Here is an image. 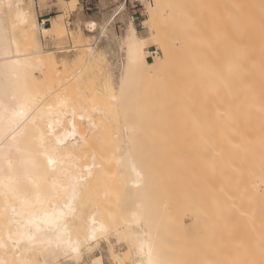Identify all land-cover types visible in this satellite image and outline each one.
I'll list each match as a JSON object with an SVG mask.
<instances>
[{
	"label": "bare ground",
	"instance_id": "bare-ground-1",
	"mask_svg": "<svg viewBox=\"0 0 264 264\" xmlns=\"http://www.w3.org/2000/svg\"><path fill=\"white\" fill-rule=\"evenodd\" d=\"M163 1L154 0L153 3H145L147 17L144 23L146 25L154 24V18L161 10ZM33 2L34 0H0V264H84L86 256L94 261L97 255L94 257L92 253L94 250L96 251V248H99L96 246L101 243L102 239L93 241L89 238L93 220L96 222V228L103 225L108 230L107 241L111 237L110 233L113 229H116V234L112 233V235L120 236V240L124 236L123 239L128 240V251L126 250L127 255L124 256L115 250L116 242L111 239L110 243L108 241L110 244L108 249L116 256L119 264H124L123 260L127 261V258L132 259V264H141V261L147 260V256L139 252L141 241H146L151 245L153 258L158 261V264H172L167 261L169 251L158 228L159 221L155 212L158 211L155 210L158 208V204L152 202V199L157 202L153 194L154 189L159 188H154L155 183L150 182L155 178H151L150 173L156 175L155 180L157 177L160 178L161 173L162 176L166 173L158 171L159 174H156L157 172L154 171L157 170L156 166H149L148 162L146 164L149 167L143 164L142 161L145 163L146 157L140 159L142 154L140 152L137 154L138 150L128 147L126 151L115 152L112 155L113 163L117 165V173L113 169L114 174L118 175L115 174V182L117 179L119 181L116 182L119 187L115 183L117 186L115 190L117 188L118 195L123 191L121 194L123 196L120 197L123 198V202L120 199L122 205L119 202L121 208L120 206L118 208L123 213H127L121 212L123 215L117 217L114 215L115 221H118V227L113 223L114 221H111L113 217L108 216L113 215L112 213L108 212L105 218L109 217L108 220L114 226H110L109 221L103 217L104 214L100 208L104 204L99 208L91 201L93 200L91 199L92 192L98 190L97 186L94 188L97 185L96 181L98 178L100 179L99 175L102 174L107 164L104 161V163L101 162L97 151L91 150L90 153H85L84 148L86 149L89 140L86 138L87 134L84 129L88 131L93 128L94 130V127L97 126L95 116H99L104 111L100 107H94L92 110L89 108V112L82 103L77 104L81 100L76 103L77 99L71 101L72 99L68 98V101L62 94L58 96L60 107L58 103L56 110L50 114L45 99L48 98L47 92L52 83L50 81L45 83V80L44 83L39 82L35 72L43 73L47 67L58 68L61 61L52 55L55 53L52 50L42 48L38 51L26 52L21 48L19 41L21 36L32 43L36 39L37 32H42L44 35L51 31L57 32L61 35L60 41L69 34L75 41L77 38L79 41H83L81 40L83 34L80 29L77 32L71 30L72 28L68 31L63 11H61L64 14L62 18H51L52 24L48 26L40 24L35 13L32 14L30 9ZM66 2V0H60V8ZM126 9L127 3L123 0L113 12L104 14L101 21L89 20L87 28L95 32L99 26H102L101 30L104 32L106 27L115 21L116 14L120 18L125 17ZM255 9H257L255 12L252 11L255 13H253L254 15L251 14V11L248 10L250 13L246 11L248 13L242 20L243 31L241 30V36L237 41L239 43L233 42L235 38L231 40L232 42L229 40L230 43L227 47L225 45V51H223L222 63L215 65L213 83L219 86V90H215L216 100L210 108L214 111V115H208L206 121H202L201 117L197 116L195 126L200 130L206 129L205 132L208 133L205 140L208 145L204 142L206 144L204 145L206 150L204 154L207 156L206 161L213 172V176L208 175V181L211 182L210 179H213L211 182L213 188L211 187L212 191L209 192L214 196L211 195V197L209 194L213 199H211L212 207L218 208L217 210L223 208L228 216L227 223L231 226L241 224L240 221L243 218L246 221L247 214L245 213L254 210L256 215L250 212L253 216L250 213L248 216H252V218L247 216L249 220L252 219L248 224L251 225V229L248 225L247 227L254 232L258 228L261 233L257 230V234L256 232L255 234L257 236L259 234L260 240L264 243V0H257ZM125 18L127 19H125L126 25L119 42L125 51V57L121 66V75L118 81L120 89L117 94L120 98L118 100L122 104L125 102L124 98L121 99L122 96H126L124 100L129 96L132 98L134 93L131 90L132 83L135 85L136 79L144 81L145 78L141 79V77L142 75L146 76V73H148L149 79L152 77L154 79L155 76L162 73L165 63L170 62L168 54L171 47L170 43L165 42L164 36L162 37V34L153 27V33L149 37L150 43L158 45L162 55L154 56L153 61H149L147 55L150 54V51L145 46L148 38L139 34L132 16L128 15ZM189 20L187 19V21ZM239 26L241 25L239 24ZM18 29L21 31V35H12V32ZM72 46L74 47V45ZM68 49L59 51L62 59H65L64 61L70 56ZM33 55L36 56L31 57ZM187 69L189 70L188 67ZM187 69L186 72L181 70L183 73H187ZM196 69L197 79H200L203 74L202 66L197 65ZM138 71L141 72V75ZM80 72L81 70H78L74 76H78ZM135 73L138 74V77ZM132 79L133 81H131ZM32 80L38 84L36 90L31 86ZM129 88L130 90H128ZM127 100L126 104L131 101L130 98ZM122 106L124 108L125 105H120V107ZM58 107L62 112L59 113ZM130 109L133 108L130 107ZM125 115H123L124 118ZM82 116L84 119H81ZM44 119L56 127L47 134L41 129ZM124 122L126 123V121ZM128 122L124 125V132L130 143L134 138L131 136L137 131V127L132 121ZM84 124L89 129L85 128ZM73 125L75 127L74 135L71 134ZM208 136L211 137L208 139L209 142L207 141ZM58 140H62L63 143L57 144ZM134 140L135 143L138 142L136 138ZM135 143L132 142L130 147L133 144L135 148L137 145ZM83 146L85 147L83 148ZM201 149V153H203L205 150L203 151L204 148L200 147ZM201 155L203 156V154ZM196 156L195 158H197ZM49 158L55 161L54 169L48 163ZM183 158L186 159L185 156ZM192 158L190 157V161L195 163L197 160L195 158L192 160ZM187 161L189 160L183 161L186 165L181 162L182 166L178 164L177 167L176 164L177 174H179V170L181 174L183 165L187 169ZM190 161L189 163L192 164ZM190 164L188 165L190 166ZM153 167L154 170H152ZM105 170L107 171V169ZM208 171L210 173V170ZM170 172L169 177L166 175L167 178H175L173 172L172 175ZM186 174L181 178L182 182H184ZM70 175L82 178L77 180V197L71 204L65 198ZM191 175L193 176V173ZM189 177L191 176L189 175ZM159 178L158 180H160ZM188 181L190 182L189 179ZM155 182L158 185L157 181ZM97 183L99 184V180ZM155 192L158 195L159 190ZM105 196L103 190L102 197ZM189 196L191 197V194ZM192 206L193 204H188L189 208H194L193 211H199V206ZM13 208L16 209V215L12 213ZM53 208H58L64 213L60 227L62 230L66 229L67 235L62 238L80 242L81 254L79 257L66 245L58 244L57 233L48 228L42 220L40 227L43 230L40 232L36 231L34 224H26L28 220L42 217L44 212H50ZM238 215L240 221L236 220ZM234 216H236L235 220L232 219ZM228 218H231L234 225L231 223L232 221L229 223L230 219L228 220ZM253 219L256 220L255 228L252 227V225L254 226ZM242 224L243 226H241L245 229V222L243 221ZM25 229L29 235L35 236V240L14 243L19 238V233ZM248 234L254 236L253 233ZM9 235L12 236V240H9ZM257 238L259 239V236ZM233 239L230 241L232 242ZM88 248H91L90 252ZM240 252H244V250H240Z\"/></svg>",
	"mask_w": 264,
	"mask_h": 264
},
{
	"label": "rangeland",
	"instance_id": "rangeland-1",
	"mask_svg": "<svg viewBox=\"0 0 264 264\" xmlns=\"http://www.w3.org/2000/svg\"><path fill=\"white\" fill-rule=\"evenodd\" d=\"M66 1L60 8V0H34L30 9L32 14L35 13L36 19L40 24H42V18H50L46 23L47 26L52 24V17L62 18L64 12L68 31L71 28L75 32L80 29L83 34L81 39L83 41H79V38L75 41L70 34L60 41L61 35L52 31L48 32L47 35L37 32L36 39L32 43L21 38L19 29L12 32V35L17 34L20 36V46L24 51L34 52L42 48L52 50L55 52L52 55L61 61L58 68L50 69L47 67L43 70V73L41 72L42 74L35 72L39 82L42 81L44 83L45 80V83L47 81L52 83H50V89L47 92L48 98L45 99V104L50 114L56 110L58 103L60 107L58 96L62 94L66 96L63 97L67 98V100L68 98H71V101L77 99L76 103L81 100L77 104L82 103L89 112L94 107L103 109L104 112L102 114L95 116L97 126L94 127V130L92 128L93 132L84 124L85 128H88V131L92 133L84 129L89 143L86 141L88 143L86 144V149L83 146L85 153L95 150L99 154L101 162L104 161L107 164L104 167L105 172L103 171L99 175V184L97 180V185L94 186V188L98 187V190L96 192L92 190L93 197L91 194V199H93L91 201L96 206L100 208L104 204L105 207L100 208L102 214H104L103 217L105 218L108 212L112 213L113 215L108 216L110 218L113 217L111 221L117 224L118 221H115V217L127 214L118 208L123 202V198H120L123 196L121 195L123 191L118 195L117 188L115 190L119 181L117 179V183L115 182L117 165L113 163L112 155L115 152H124L129 147L132 150H138L137 154H142L140 159L146 157L145 163L141 160L143 164L148 162L149 166H156L157 170H154V167L152 169L157 172L156 174L161 173V171L166 173L165 175L163 174L164 176L161 173L159 175L160 178L157 177V180H155L156 175L154 174V176L153 173L148 172L152 176L151 178L155 177L150 182L155 183V186L157 185L155 181L158 183L156 187L154 186V188H159L156 189L159 190L157 192L158 195L155 194V189L153 194L157 202H154L153 199L152 202L156 203V205L158 204V208L155 209L158 211L155 212L159 221V231L169 251L167 257L169 263L264 264V243L260 240L261 236L258 234V239L256 235V231L258 230L259 232L260 230L256 226L255 234L254 231L250 230L251 225H248L252 221V216L256 215L255 211L252 209L253 213V211L248 209L252 212L253 215L248 212L252 216H248V213H245L248 217H251L250 220L246 216V221L245 218L240 221L239 215L238 218L236 217L237 215L232 218L235 220L236 217V220L240 221L241 224L235 223L236 225H234L231 218H228V220L230 219L229 223L232 221L231 223L234 225L231 226V224L227 223L228 216L224 209L217 210L218 208L212 207L213 203L211 201L213 199L210 196H213V194L209 192L212 191L211 187L213 188L211 184L213 179H210L211 182L208 181V175L213 176V172L207 163L208 161H206L207 156L204 154L206 152L204 145L207 144L205 140L208 133L206 134V129L200 130L195 126L197 116H200L202 121H206L208 115H214V111L210 108L216 100L214 92L219 90V86L213 83L215 65L222 63L225 45L227 47L228 43L232 42L231 40L234 38V43L239 40V36H241L243 31V28H241L243 27L242 20L249 11L253 14L257 10L255 9L257 0H164V4L155 16L152 26L144 23L147 17L145 6L141 10L142 17L136 19L134 24L139 34L148 38L145 46L150 51V54L147 55V59L153 61L154 56L162 55L160 47L150 43L149 37L153 33L152 28L155 27L157 32L162 34V37L164 36L165 42L171 44L168 54L170 62L165 63L162 73L155 76L154 79H152L153 77L149 79L148 73H146V76L142 75L141 79L144 77V81L136 79L135 85L137 87L132 83L131 89L136 97L129 91L132 94V98L129 96L131 101L128 104L125 102L129 98L124 100L126 96H122L121 99L124 98L123 101H125L122 104L117 96L119 93L118 89H120L118 88V81L121 75V66L125 57V51L121 48L119 42L126 25L127 19L125 17L128 15L132 16V8L127 4L125 17L120 18L116 14L115 21L108 25L104 32L101 30L102 26L92 32L87 28V22L89 20L101 21L104 14L113 12L123 0H78L75 12H72L75 4L69 3L68 0ZM153 2L154 0L149 3ZM255 4L256 6H254ZM246 11L248 12L246 13ZM252 11L254 12L252 13ZM47 13L49 15L46 16L45 14ZM187 19L190 20L187 21ZM229 40L230 42H228ZM89 44H91V47ZM62 49L70 51V56L66 61L62 59L59 52ZM197 65L202 66L203 69L200 79H197ZM184 66L186 69L187 67L189 68L187 73L182 72L185 69ZM78 70H81V72L78 76H74ZM185 70L184 72H186ZM138 72L141 75V72ZM31 86L36 90L38 84L35 80H32ZM120 105H125V109L123 106L120 107ZM126 106L129 110H126ZM130 107L133 109L131 110ZM123 115H125V118ZM127 120H131L137 127V131L135 130V134L133 133L134 135L132 134L131 136V138L134 137L138 140L137 143H135L134 138H130L132 140L130 143L127 141L128 137L124 132V125L127 124ZM131 121L129 122L131 123ZM55 128L52 123H48L47 119L43 120L41 129L46 134ZM89 135H91L90 138H88ZM209 138L211 137L208 136V142ZM132 142L137 144L135 148L133 144V148L130 147ZM200 147L204 148L203 151H205L203 153H201L202 149L200 150ZM190 157L195 158L197 161L195 163L190 161ZM183 159L185 162L186 160L192 162L190 164L187 161V169ZM181 162L185 164L182 167L183 171L185 169L187 173L189 170V173L186 174L181 170L180 174L179 167V174H177L176 168L178 164H182ZM103 165L105 166V164ZM113 165L116 167L114 168ZM146 165L148 166V164ZM113 169L116 172L115 174ZM168 170L169 172L171 171V175L173 172L175 178H167V176H170ZM208 170H210V173ZM174 172H177L176 175ZM191 173H193V176ZM184 174H186V178L182 182L181 178L185 177ZM151 189L153 190L152 186ZM103 190L106 194L105 197H102ZM107 190L108 192H106ZM190 194L192 198L189 196ZM188 204H193L192 207L199 206V211H193L194 208H189ZM254 218L256 219V217ZM108 219L109 217L105 218V220L109 221ZM111 221H109L110 226L113 225ZM238 221L237 223H239ZM243 221L245 222L244 225L246 227L248 225L250 229L242 227ZM253 222L254 226L252 225V227L255 228L256 220L254 221L253 219ZM116 226L118 227V224ZM254 228L252 229L254 230ZM113 231L110 233L111 237L108 238L109 243L110 239L116 242L115 250L122 256L127 255L128 240L126 238L124 240L123 235L120 240V236L112 235V233L116 234V229H113ZM248 233H253L256 238ZM232 238L234 239L231 242ZM106 239H102L100 246H96L99 248L95 247L96 251L94 250L95 253L93 251L92 255L94 257L97 256L94 261L100 260L101 264H119L116 256L109 251L108 246L110 244ZM117 239L120 241L118 242ZM240 250H244V252H240ZM86 257L84 264H92L93 260ZM127 261L123 260V263L132 264V259L127 258Z\"/></svg>",
	"mask_w": 264,
	"mask_h": 264
},
{
	"label": "snow or ice",
	"instance_id": "snow-or-ice-1",
	"mask_svg": "<svg viewBox=\"0 0 264 264\" xmlns=\"http://www.w3.org/2000/svg\"><path fill=\"white\" fill-rule=\"evenodd\" d=\"M81 119H84V117L82 116ZM71 134L72 135L75 134L74 125H73V132ZM61 143H63L62 140L57 141V144H61ZM48 163H49V165H51L53 167V169L55 168V161L52 158H49ZM78 179H82V178H77V177L71 176V175L68 177V185H67V189L65 191V198L69 201V204H71V202L74 201L77 197V191H78L77 180ZM12 213H13V215H16V209L15 208L12 209ZM63 219H64L63 211L58 209V208H53V210L50 212H44L42 214V217L28 220L26 222V224H29V225L34 224L36 231L40 232L43 230L40 227V221L42 220L43 223L48 228H51L53 231H55L57 233V243L66 245L67 248H69L72 252L76 253L77 257H79L81 254L80 242L79 241H72L70 238L67 240L62 238L65 235H67L66 229L62 230L60 227ZM95 223H96L95 220H93L92 221L93 227H91V229H90V237L89 238L93 241H98L100 239H106L108 236V230L103 225H101L99 228H96ZM8 238H9V240H12L11 235H9ZM23 240H28L29 242H31V241L35 240V236L29 235L27 232V229H25L19 233V238L16 241H14V243H19ZM145 249H147V251H145ZM88 251L90 252L91 248H88ZM139 252L142 255L147 256V260L141 261V264H158V261H156L153 258V252H152L151 245H149L146 241H141V243L139 245ZM92 264H101V261L96 260V261H93Z\"/></svg>",
	"mask_w": 264,
	"mask_h": 264
},
{
	"label": "built area",
	"instance_id": "built-area-1",
	"mask_svg": "<svg viewBox=\"0 0 264 264\" xmlns=\"http://www.w3.org/2000/svg\"><path fill=\"white\" fill-rule=\"evenodd\" d=\"M127 4L130 5L132 8V18L135 21L139 17H142V12L141 10L145 7V3L151 2L152 0H124ZM49 19L47 18H42L41 23L42 25H46Z\"/></svg>",
	"mask_w": 264,
	"mask_h": 264
},
{
	"label": "crops",
	"instance_id": "crops-1",
	"mask_svg": "<svg viewBox=\"0 0 264 264\" xmlns=\"http://www.w3.org/2000/svg\"><path fill=\"white\" fill-rule=\"evenodd\" d=\"M69 3H74L75 4V8L72 12H75L77 10V2L78 0H68ZM46 16L49 15L48 13L45 14ZM47 19H50V18H47Z\"/></svg>",
	"mask_w": 264,
	"mask_h": 264
}]
</instances>
